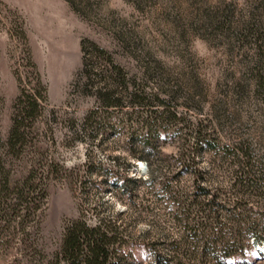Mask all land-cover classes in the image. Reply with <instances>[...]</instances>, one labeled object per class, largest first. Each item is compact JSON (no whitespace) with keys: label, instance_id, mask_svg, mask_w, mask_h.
<instances>
[{"label":"rangeland","instance_id":"rangeland-1","mask_svg":"<svg viewBox=\"0 0 264 264\" xmlns=\"http://www.w3.org/2000/svg\"><path fill=\"white\" fill-rule=\"evenodd\" d=\"M37 79L45 101L11 149L17 99L24 90L40 99ZM166 110L181 121L160 118ZM197 127L217 146L200 155L214 188L229 192L224 148L241 146L264 186V0H0V185L10 187L0 194V264H42L80 215L125 230L121 264H151L150 242L178 231L160 183L177 176L174 159ZM32 174L45 198L21 227L5 212ZM191 183L172 184L188 194ZM259 254L264 242L236 261L264 264Z\"/></svg>","mask_w":264,"mask_h":264},{"label":"trees","instance_id":"trees-1","mask_svg":"<svg viewBox=\"0 0 264 264\" xmlns=\"http://www.w3.org/2000/svg\"><path fill=\"white\" fill-rule=\"evenodd\" d=\"M84 45L82 48L87 50ZM89 45L92 47L90 53L105 59L111 65L113 76L124 80L123 70L113 64L107 52L96 45ZM36 84L35 92L40 99L28 90L22 91L17 99L18 112L9 134L11 149L15 148L22 136L24 121L34 119L40 112L41 100L45 101L44 85L39 79ZM133 98L136 102L137 96ZM155 99L163 104L157 97ZM105 100L109 102V94ZM107 105L117 106V103L110 102ZM161 117L167 119L168 123L181 121L176 113L168 110L162 112ZM193 132L194 142L185 141L174 159L178 168L177 176L171 181L160 183L169 208H172V220L178 231L175 236L150 242L151 264H185L182 260L188 264H239L236 260H244L256 246L264 242V211L261 214L254 211L259 205L264 207V186L251 178L253 165L249 159V149L241 146L232 151L228 150L229 147L224 148L229 152L226 156L234 160V177L227 185L229 192L223 191L222 187L214 188L209 181V170L201 166L200 155L202 152L215 153L217 146L203 135L201 128L197 127ZM180 176H188L192 180L188 194H183V189L175 190L173 187L175 178ZM32 177L33 174L15 186L14 203L4 211L7 219L16 216L21 227L39 210L37 200L45 198L44 190L37 184L34 186ZM126 182L135 183L130 179ZM36 188L40 190L37 192ZM9 189L7 179H2L0 194ZM252 199L259 202L256 207L250 202ZM126 243L125 230L120 228L116 220L101 218L90 224L80 215L65 228L58 251L42 264H121L120 252ZM36 253L39 254L34 252V258ZM258 257L264 261V255L259 254ZM241 264L247 263L243 261Z\"/></svg>","mask_w":264,"mask_h":264},{"label":"clouds","instance_id":"clouds-1","mask_svg":"<svg viewBox=\"0 0 264 264\" xmlns=\"http://www.w3.org/2000/svg\"><path fill=\"white\" fill-rule=\"evenodd\" d=\"M201 43H203V42L201 41Z\"/></svg>","mask_w":264,"mask_h":264}]
</instances>
